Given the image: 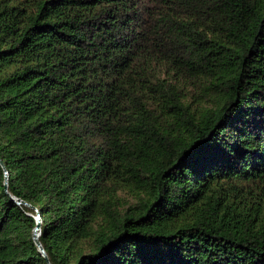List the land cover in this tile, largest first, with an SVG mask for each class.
<instances>
[{"label": "trees", "instance_id": "trees-1", "mask_svg": "<svg viewBox=\"0 0 264 264\" xmlns=\"http://www.w3.org/2000/svg\"><path fill=\"white\" fill-rule=\"evenodd\" d=\"M0 160V264H264V0H0Z\"/></svg>", "mask_w": 264, "mask_h": 264}, {"label": "water", "instance_id": "water-1", "mask_svg": "<svg viewBox=\"0 0 264 264\" xmlns=\"http://www.w3.org/2000/svg\"><path fill=\"white\" fill-rule=\"evenodd\" d=\"M0 165L2 166V168H4V167H3V164H2V162H1V160H0ZM4 184H5V186L7 185V173H6V171H5V180H4ZM15 201H16L17 205H20V204H21V202H20L19 200H15ZM23 204H24V205H27L26 203H23ZM27 206H28V205H27ZM40 225H41V221H40L39 214L37 213V217H36V227H35L34 230H33V240H34L35 245L38 247L40 254H41V255L43 256V258L48 262V258H47V256H46V254H45L43 248L41 247L39 241H38V238H39V236H40Z\"/></svg>", "mask_w": 264, "mask_h": 264}]
</instances>
